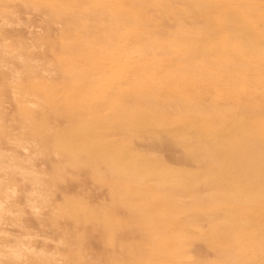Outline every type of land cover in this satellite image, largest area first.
<instances>
[{
  "label": "rangeland",
  "instance_id": "obj_1",
  "mask_svg": "<svg viewBox=\"0 0 264 264\" xmlns=\"http://www.w3.org/2000/svg\"><path fill=\"white\" fill-rule=\"evenodd\" d=\"M0 215V264H264V0H0Z\"/></svg>",
  "mask_w": 264,
  "mask_h": 264
},
{
  "label": "bare ground",
  "instance_id": "obj_2",
  "mask_svg": "<svg viewBox=\"0 0 264 264\" xmlns=\"http://www.w3.org/2000/svg\"><path fill=\"white\" fill-rule=\"evenodd\" d=\"M19 57H20V56H19ZM20 60H21V59H20ZM10 75H11V74H10ZM15 77H16V76H15ZM11 78H12V77H11ZM10 164H11V163H10ZM9 166H10V165H9ZM245 170H246V169H245ZM1 171H2V170H1ZM34 182H35V181H34ZM37 186H38V185H37ZM17 194H18V192H17ZM4 204H5V203H4ZM1 205H2V203H1ZM2 207H3V206H2ZM0 216H1V215H0ZM32 217H33V216H32ZM0 220H1V218H0ZM35 221H36V220H35ZM16 255H17V254H15V256H16ZM15 256H14V257H15ZM16 258H17V256H16ZM16 258H15V259H16ZM15 259H14V260H15Z\"/></svg>",
  "mask_w": 264,
  "mask_h": 264
}]
</instances>
